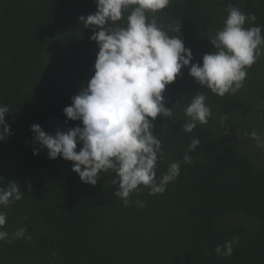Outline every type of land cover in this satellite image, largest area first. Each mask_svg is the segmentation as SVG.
Masks as SVG:
<instances>
[{
  "label": "trees",
  "instance_id": "16d2710c",
  "mask_svg": "<svg viewBox=\"0 0 264 264\" xmlns=\"http://www.w3.org/2000/svg\"><path fill=\"white\" fill-rule=\"evenodd\" d=\"M229 5L254 14L243 27L261 26L264 37V0H171L146 17L155 15L192 51L191 63L202 65L216 50L208 37L224 28ZM96 11V0H0V106L10 110L12 133L0 141V187L15 181L24 193L0 205L7 216L0 230L11 241H0V264H264V147L253 148L250 135L264 136V55L245 69L242 87L223 97L190 76V66L166 85L173 116H158L151 129L161 140L157 182L173 162L180 174L163 193L150 195L140 185L125 207L114 196V171L101 172L93 186L72 170L74 162L50 159L46 147L33 154L39 145L31 125L52 135L83 127L63 109L94 75L99 48L79 17ZM131 11L115 23L126 28ZM198 94L211 115L185 132L184 110ZM193 138L200 143L189 151ZM82 146L78 141L76 150ZM20 228L25 237L13 239ZM234 239L232 255L217 256L215 247Z\"/></svg>",
  "mask_w": 264,
  "mask_h": 264
},
{
  "label": "clouds",
  "instance_id": "9594fccd",
  "mask_svg": "<svg viewBox=\"0 0 264 264\" xmlns=\"http://www.w3.org/2000/svg\"><path fill=\"white\" fill-rule=\"evenodd\" d=\"M171 0H96L97 11L81 15L80 22L92 29L90 40L95 41L99 51L94 64V75L87 87L71 97L72 104L63 109L67 118L81 120L83 127L76 126L66 132L57 130L55 135L46 133L39 124L31 125L36 155L41 148H47L50 159L58 156L74 162L72 170L78 173L82 182L96 185L101 172L112 170L118 184L114 193L129 204L130 193L140 185L150 189L149 194L163 193L166 185L180 174V164L173 162L166 174L157 182L156 167L158 154L162 156L161 140L151 129L158 116L172 117L171 107H166L163 95L166 85L181 75L184 66L189 75L213 93L223 97L238 91L245 80V69L251 67L264 55V37L261 26L245 29L246 22L256 20L254 14L247 16L239 8L229 5L228 16L223 29L208 37L216 49L202 57L200 63H191L192 51L185 47L178 36L170 37L157 25L155 15L150 22L146 12L153 14L165 9ZM132 8L127 17V27L115 22L122 19V13ZM171 27V26H169ZM99 29V30H97ZM177 33L180 26L173 29ZM183 99V97H182ZM203 94L192 96L185 108L190 120L182 127L192 132L197 123L206 124L211 109L205 104ZM8 106H0V141L11 135L5 115ZM151 118V119H149ZM227 116L224 117V120ZM225 128L224 134H227ZM258 147H264V136L250 133ZM83 146L77 151V143ZM200 141L193 138L188 145L194 150ZM184 162H191L186 153ZM5 178L0 176V182ZM31 188L29 187V191ZM20 185L10 181L7 187H0V205L22 199ZM143 207L142 202H138ZM6 213L0 211V228L6 224ZM25 228L18 229L12 238H24ZM9 234L0 230V241L10 243ZM31 239L30 236L26 237ZM238 239L218 244L217 256H231Z\"/></svg>",
  "mask_w": 264,
  "mask_h": 264
},
{
  "label": "rangeland",
  "instance_id": "374dc122",
  "mask_svg": "<svg viewBox=\"0 0 264 264\" xmlns=\"http://www.w3.org/2000/svg\"><path fill=\"white\" fill-rule=\"evenodd\" d=\"M251 143H252V147L253 148H258V146H257V143L256 142H254V139H251ZM260 148V147H259ZM261 149V148H260ZM262 156H264V154L262 153Z\"/></svg>",
  "mask_w": 264,
  "mask_h": 264
}]
</instances>
